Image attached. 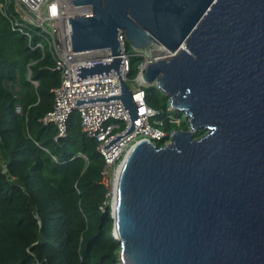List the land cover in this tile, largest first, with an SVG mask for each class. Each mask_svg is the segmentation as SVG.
Instances as JSON below:
<instances>
[{
	"label": "water",
	"instance_id": "1",
	"mask_svg": "<svg viewBox=\"0 0 264 264\" xmlns=\"http://www.w3.org/2000/svg\"><path fill=\"white\" fill-rule=\"evenodd\" d=\"M72 3L90 6L69 19L73 49L113 56L78 75L116 71L131 119L119 31L134 48L181 47L148 63L143 80L188 128L159 147L139 141L123 159L110 204L117 264H264V0Z\"/></svg>",
	"mask_w": 264,
	"mask_h": 264
},
{
	"label": "trees",
	"instance_id": "2",
	"mask_svg": "<svg viewBox=\"0 0 264 264\" xmlns=\"http://www.w3.org/2000/svg\"><path fill=\"white\" fill-rule=\"evenodd\" d=\"M41 41L15 30L0 10V264H117L120 243L112 237L96 141L81 132L74 111L57 141L55 126L38 120L52 108L50 88L60 82L46 69L52 58L36 47ZM140 59L129 60L128 76ZM153 88L146 87V102L165 112L168 99Z\"/></svg>",
	"mask_w": 264,
	"mask_h": 264
},
{
	"label": "built area",
	"instance_id": "3",
	"mask_svg": "<svg viewBox=\"0 0 264 264\" xmlns=\"http://www.w3.org/2000/svg\"><path fill=\"white\" fill-rule=\"evenodd\" d=\"M0 10L15 30L28 38L37 35L41 42L36 44L42 52L45 49L52 58L46 66L49 71L60 75V82L50 88L53 97L52 108L39 122L53 124L56 128L54 140L64 138L70 115L76 111L80 119V129L88 138L96 141V150L103 158L101 183L107 188L106 197L111 204L114 184L123 159L134 144L148 140L162 145L171 141L175 129L166 125H179L184 121L179 115H170L149 106L146 102V87L143 72L148 63L166 59L174 55L162 44L154 42L148 48H135V55L141 57L133 79L128 78L129 59L122 31L118 33L121 63L118 73L130 90L135 104V118L131 116L122 101L119 76L111 70L107 75L81 77L78 69L112 61L109 47L74 50L71 42L69 19L72 16L90 12L88 4L74 5L72 0H0ZM9 85V84H8ZM14 91L17 87H10ZM20 113L21 107L15 105ZM3 172L6 170L3 167ZM107 201L100 206L101 210Z\"/></svg>",
	"mask_w": 264,
	"mask_h": 264
},
{
	"label": "rangeland",
	"instance_id": "4",
	"mask_svg": "<svg viewBox=\"0 0 264 264\" xmlns=\"http://www.w3.org/2000/svg\"><path fill=\"white\" fill-rule=\"evenodd\" d=\"M126 41V40H125ZM126 50H127V53H128V55H130L129 57H130V59H135L136 57H137V55H135V48L132 46V45H130L127 41H126ZM129 59V60H130ZM140 61H141V59H140ZM139 61V62H140ZM138 62V63H139ZM137 70H138V66H137ZM128 78H131V79H133V77H131V76H128ZM155 85V83H153L152 85H150V86H154ZM155 88V89H154ZM154 88H153V91H152V93L153 94H155V95H157V96H159L160 98H162V97H164V95L154 86ZM76 114H77V112L76 111H74ZM167 113H170V115H179V116H181V119H183L184 117H183V115H182V113H178V112H174V111H166ZM186 124H187V122H185ZM176 125H171L170 127H175ZM168 130H170V129H168Z\"/></svg>",
	"mask_w": 264,
	"mask_h": 264
},
{
	"label": "bare ground",
	"instance_id": "5",
	"mask_svg": "<svg viewBox=\"0 0 264 264\" xmlns=\"http://www.w3.org/2000/svg\"><path fill=\"white\" fill-rule=\"evenodd\" d=\"M181 47H179L178 49H176L173 53L176 54V52L180 49Z\"/></svg>",
	"mask_w": 264,
	"mask_h": 264
}]
</instances>
